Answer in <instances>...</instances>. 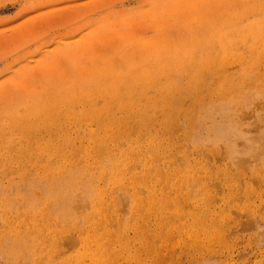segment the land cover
I'll return each instance as SVG.
<instances>
[{"label": "bare ground", "instance_id": "bare-ground-1", "mask_svg": "<svg viewBox=\"0 0 264 264\" xmlns=\"http://www.w3.org/2000/svg\"><path fill=\"white\" fill-rule=\"evenodd\" d=\"M217 1L214 0L213 5L217 6ZM226 1L228 4L224 11H228L230 15L219 17L217 22L224 26L213 25L215 23L210 20L216 8H207L205 17L202 18L204 37L192 39L187 47L183 46L179 50L177 45L171 44L166 50L168 54L159 52L149 54L153 47L150 48L149 44H145L147 47L145 51L149 53H144L142 56L130 53L117 54L116 60L113 59L105 64L101 61L96 63L97 70L105 65L113 71L112 73L102 75L100 78L93 76L87 78L81 82L84 84L81 88L69 94L64 92L51 102L41 105L42 107L18 109L17 119L23 123H28L35 117L46 123L55 118L62 121L74 120L76 127L74 126L72 131H68V123L61 127L58 151L51 153L50 150L48 153L46 150L49 169L44 177L38 178L41 181L46 180L49 183L47 185H54L66 176V182L85 185L94 192L92 195L86 194L93 210L79 218V224L88 226L76 229L75 227L80 228V226L75 225L70 234L62 235L60 223L49 219L52 217L49 207L38 212L21 207L14 210V207H10L11 203L8 199L3 197L5 192L0 188V224L2 228L7 227L5 231H9V237L14 239L16 244L19 243L20 248L26 247L32 257L38 255V260H46V264H49L46 255L56 256L59 252L58 244L66 245L69 251L68 248L77 249L83 241L88 244L89 239L93 243L91 247L79 248L75 252V260L80 264L86 261L89 262L87 264H219L218 259L222 254L227 260L231 254H225L223 250L225 245H229L225 235L231 222L235 220L242 229L249 227L248 223H240L235 216L222 220L221 214L238 215L240 212L243 213L242 207H245L239 203L246 193H240L236 185L237 177L228 169H245L247 160L255 155L264 159L262 157L264 130L257 132L260 126L256 125L262 123L261 117H257L259 112L251 114L240 111L237 114L240 119L244 118V121L249 123L248 126L241 124L237 130L242 134L245 130L250 131L253 136H248L246 140L242 139V149L235 153L239 162L230 161L224 167L218 166L214 170L209 171L211 163L218 164L217 157L224 156V159L227 157L218 147L225 144L228 138L229 141L233 138L234 142L237 136L236 132L233 133L226 127L230 120L224 125L216 121L213 125L210 124L205 130L206 135H202L204 140L199 139L200 145L203 146L193 148L191 157L187 146L183 143L186 136L180 137L181 141L180 138L173 136L177 129L189 132L188 126H191L192 121H189L188 126L184 125V121L187 120L186 115L183 113L178 117L177 113L180 107H185L192 98L198 95L201 97L197 102L194 100L192 104L187 105L191 110L194 105H215L219 98L223 100L221 103L225 105L228 103L227 89L219 88L229 79L224 77L234 79L238 82L236 84L238 86H255L263 79L261 76L264 75L262 72L264 20L254 15L252 22H246L248 16L244 14V5L234 7V0ZM185 8L186 5L177 1L169 9L171 12H168V17L157 15V20H174L173 28H175L178 21L184 20L183 16L187 11L182 14L181 12ZM256 12L257 10L254 11ZM194 14L195 11H192L186 16L193 17ZM193 34L197 36L196 33ZM167 38V35L159 36L156 41L162 42ZM133 43L129 42V47H132ZM134 63L135 65H132ZM122 65H124L123 71L117 72V68ZM234 65L240 67L237 72L229 70L226 74H222L225 68ZM180 75H182L181 79H179ZM184 75L188 76L190 84L186 86V90H181L177 85L181 84ZM160 78H164V81L162 82ZM204 88L206 93H203ZM153 90L154 95H150ZM217 95L221 97H216ZM98 97L104 99L103 106L97 105ZM143 97L145 99L140 101ZM25 104L30 103L25 102ZM225 107L229 108L225 111L229 116L235 112V108L238 109V105L233 107L232 104H227ZM249 107L247 109H250ZM13 111L9 110L10 113L1 116V123L12 124L15 120ZM143 124L147 126L143 128ZM93 127H96V130ZM6 129L1 127L0 130ZM144 129L147 130L146 138L140 133ZM254 131L257 133H253ZM132 135L135 137L131 139L132 143L128 142L131 148L128 151L119 144H124L125 139ZM153 144L156 145V153L159 156L141 163L139 157L148 153ZM205 146L215 149L205 153L203 150L208 148ZM9 156L5 163L0 159V176L5 174L8 168L13 171L11 167L7 168L6 164L10 160L15 163L17 157ZM238 165L239 167L236 168ZM26 170L31 171L33 168L26 166ZM119 175L123 181L117 178ZM149 178H153L157 183L151 182L148 186ZM185 178L193 180L192 187L190 184L191 193L183 190L187 186L180 183ZM258 180L259 182L263 180L264 183L260 175ZM162 181L168 182L167 185L158 187ZM213 182L227 187V192L222 190V193H226L225 204L222 207H213V202L219 198L218 194L209 187ZM244 183L246 187L252 186ZM118 189L124 190L128 201L127 214L124 216L118 213L120 212L116 197L120 194ZM193 190L199 193L197 196L200 198L199 203L193 196ZM50 198L48 196L39 201L47 200L50 204ZM152 201L154 203L147 208L148 203ZM190 205L195 209L193 221L189 224V220L179 222L181 219L178 217L183 216L185 218L182 219H186L190 215L188 212ZM73 206V201H67L65 207L72 209ZM170 206L173 209H169ZM157 213L159 216H155ZM162 213L172 215L166 216ZM259 223L262 225L264 221ZM258 227L259 236L264 238V230H261V226ZM129 231L133 235H130ZM219 241L222 242L223 250L221 249V253L218 251V256L213 255L211 251L215 245L213 243ZM186 251L189 253L182 256ZM151 254L152 261L144 257ZM179 256H182V260ZM177 257L178 260L174 262ZM31 264H36V260Z\"/></svg>", "mask_w": 264, "mask_h": 264}, {"label": "rangeland", "instance_id": "rangeland-1", "mask_svg": "<svg viewBox=\"0 0 264 264\" xmlns=\"http://www.w3.org/2000/svg\"><path fill=\"white\" fill-rule=\"evenodd\" d=\"M177 1L186 5L181 14L187 11L183 16V18L185 17L184 20L182 19L176 24L177 27L173 28L175 25L174 20H157V15L168 17V12H171L169 9ZM213 1L0 0V117L10 113L9 110L13 111L15 108L13 111L15 120L12 124L8 125V122H6L7 125H5L0 121V129L1 127L3 129L7 128V131L0 130V159L5 163L7 158H10L9 155L17 157L14 160L15 163L10 160L6 164L7 168L11 167L13 171L8 168L7 172L0 176V188L5 192L3 197L11 203L10 207H14V210L21 207L37 212L49 207L52 215L49 219L60 223L59 227L62 228V235L70 234L75 225L80 226V228L75 227L76 229L88 226L87 224H79V218L91 213V210H93L86 198L89 194L94 193L92 190H89L85 185L66 182V176L54 185H47L49 183L46 180L41 181L38 178L44 177L49 169L46 150L48 153H50V150L51 153L58 151L61 142V127L63 124L68 123V131H72L76 127L74 120L62 121L55 118L53 121L46 123L35 117L31 118L28 123H23L20 119H17L18 109L42 107L41 105L51 102L64 92L69 94L71 91L81 88L84 85L81 82L87 78H92V76L100 78L102 75L112 73L113 71H110L105 65L97 70L96 63L101 61L105 64L113 59L116 60L115 56L117 54L130 53L135 56H142L144 53H149L145 51V48H147L145 44H149L150 48L153 47L149 54L157 52L168 54L166 50L171 44L177 45L179 50L183 46L187 47L192 39L204 37L205 29L202 27V18L205 17L207 8H216L214 10L215 14L210 20L215 23L213 25L217 27L224 26V24L217 22L219 17L230 15L228 11H224L228 3L226 0H218L216 2L217 6H215L212 3ZM234 2V7L244 5V14L246 17L248 16L246 22H252L254 15L264 20V0H234ZM255 10H257L256 13H254ZM192 11H195L194 16L191 17V15L187 18ZM193 32L197 36H194ZM165 35L168 37L167 40L156 41L159 36L165 37ZM170 40L171 42H169ZM129 42H134L132 47H129ZM245 54L247 55V53ZM132 65H135V63ZM123 66L118 67L116 71H123ZM239 68V65L225 68L222 74H226L229 70L237 72ZM262 72H264V67ZM261 77L263 79L260 84L255 86H238L236 85L238 82L234 79L228 76L224 77L229 79L224 81L219 88L224 87L227 89L226 100H229L227 104H232L233 107L238 105V109H234L233 114L235 115L229 116L225 113L229 108L225 107L227 104L221 103L223 102L221 98L215 105H194L193 110L189 109L188 104H192L194 100L197 102L201 98L198 95L196 98H192L185 107H180L177 116L179 117L184 113L187 117L184 125H187L189 121H192V123L191 126L187 125L188 133L177 129L178 132L176 131L173 136L175 138L186 136L183 143L187 146L189 157L193 154L191 153L193 148L197 149V146H203L200 145L199 139L204 140L202 135H206L204 134L205 130L210 124L213 125V122L216 121L222 122L224 125L227 120H230L231 123L229 122L226 127L232 130L233 133L236 132L237 136L234 138V142L233 138H230V141L228 138L225 144L218 147L219 151L227 157L226 159H224V156L223 158L221 156L217 157L219 163H211L209 171L218 166L224 167L230 161L239 162L235 153L242 149V139L246 140L248 136H253V134L246 130L242 134L237 130L241 124L244 126L249 125L246 120L244 121V118L240 119L237 114L240 111H247L251 114L259 112V116H256L261 117V109L264 108V75ZM181 78L182 75L179 79ZM160 79H162V82L164 81V78ZM188 84H190V79L187 75H184L181 84L177 86L181 90H186ZM204 91L203 93H206L205 88ZM154 93L153 90L150 95H154ZM249 96L251 98H248ZM216 97L221 96L217 95ZM144 99L145 97L141 98L140 101ZM25 102L30 104H25ZM96 103L98 106H103L104 99L98 97ZM247 103L249 104L246 105ZM16 106L18 107L16 108ZM248 106H250V109H247ZM261 124L260 122L256 124L260 126L257 132L264 130V126ZM145 126L147 124H143V128ZM93 129L96 130V127H93ZM146 132V129L140 131L145 138L147 137ZM257 132L254 131L253 133L256 134ZM80 133L83 134L81 131ZM134 137L135 135L129 136L125 139L124 144L119 145H123L129 151L131 149L129 143H132ZM179 141H181V138ZM85 144L87 145V142ZM151 147L152 149L148 153L139 157L141 163L159 156L156 153V145L153 144ZM205 147H208L203 150L205 153L215 149V147ZM175 152L173 151V153ZM255 156L245 163L247 170H245V167L241 170L228 169L237 177L236 185L240 189V193H246V196L239 203V205L245 207H242L243 213L240 212L238 215L221 214L223 216L222 220L235 216L240 223H248L249 227L242 229L240 224L237 225L234 220L225 235L229 245H225L223 250L221 241L213 243L215 244L211 248L213 255L218 256V251L221 253L222 250L225 254H231L227 260L223 258L224 254H222V257L218 259L219 264H264V238L258 234V225L261 226V230H264V224L259 223L264 221V183L263 180L262 182L258 180V175L264 179V159ZM262 157L264 158V156ZM26 166H30L33 170H26ZM238 167L239 165L236 168ZM137 171L139 172V169ZM117 178L123 181L120 175ZM151 182L157 183L153 178H149L148 186ZM244 182L252 186L246 187ZM167 183L162 181L158 187H165ZM180 183L187 186L183 190L192 192L193 180L185 178ZM190 184H192L191 187ZM209 187L219 196L215 199L216 202H213V207H222L225 204L224 196L226 194L222 193V190L227 192V187L218 185L217 182H213ZM118 190L120 192L116 195L120 207L118 213L124 216L127 214L128 201L124 195L126 194L124 190ZM193 194L199 203L200 198L197 197L199 193L193 190ZM48 196L51 197L49 199L50 204L47 200L39 201L46 199ZM67 201H73L74 206L72 209L65 207ZM152 203L154 201L148 203L147 208ZM191 206L190 209L188 208L190 215L186 219H182L185 217L179 215L178 218L181 219L179 222L189 220V224L193 221L195 209ZM171 208L173 209L172 206L169 207V209ZM165 215L172 214L167 213ZM155 216H159V213ZM6 228H2L0 224V264H31L35 260L36 264H46V260H38V255L32 257L26 247L20 248L19 243L16 244L14 239L9 237V231H5ZM129 233L133 235L132 232L129 231ZM83 236H85L84 233ZM157 242L156 240L155 243ZM63 245H57L59 252L56 256L46 255L49 258V264H80L79 261L75 260V252L79 248L91 247L93 243L89 239L88 244L83 241L77 249L68 248L69 251H67L66 245ZM187 253L189 251L184 252L182 256L187 255ZM182 256H179L180 260H182ZM144 257L149 261L153 260L152 254ZM179 257L175 258L174 262ZM87 263L89 262H84V264Z\"/></svg>", "mask_w": 264, "mask_h": 264}, {"label": "snow or ice", "instance_id": "snow-or-ice-1", "mask_svg": "<svg viewBox=\"0 0 264 264\" xmlns=\"http://www.w3.org/2000/svg\"><path fill=\"white\" fill-rule=\"evenodd\" d=\"M262 125H264V108L261 109Z\"/></svg>", "mask_w": 264, "mask_h": 264}]
</instances>
